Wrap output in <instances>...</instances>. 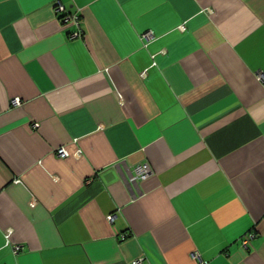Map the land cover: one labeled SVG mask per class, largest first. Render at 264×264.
Masks as SVG:
<instances>
[{
    "label": "crops",
    "instance_id": "crops-1",
    "mask_svg": "<svg viewBox=\"0 0 264 264\" xmlns=\"http://www.w3.org/2000/svg\"><path fill=\"white\" fill-rule=\"evenodd\" d=\"M136 260L264 264V0H0V264Z\"/></svg>",
    "mask_w": 264,
    "mask_h": 264
},
{
    "label": "built area",
    "instance_id": "built-area-1",
    "mask_svg": "<svg viewBox=\"0 0 264 264\" xmlns=\"http://www.w3.org/2000/svg\"><path fill=\"white\" fill-rule=\"evenodd\" d=\"M54 10H55L56 14L59 16L60 24L63 27L74 26V30L72 32H70V35H69V37L71 39L78 38V37H80L82 35L81 19H80V15L79 14L70 13V12L66 11L64 5L60 1H56ZM150 36H151L150 32H145L142 35V38L147 40ZM260 78H262L261 75H260ZM13 103L15 105H18L19 104V100L18 99H14ZM55 153H56V155L58 157H66V156H68L67 151L64 148H62V147L57 148L55 150ZM78 154H79V152H78ZM134 171H135V174L130 176V181L144 180L150 174V167H149V165L147 163H141V164H138L137 166H135ZM108 219L111 221L113 219V216L109 215ZM250 237L251 236L248 235L242 241V243L246 244L247 240ZM9 243H10L9 242V232H6V244H9ZM21 249H22V247L20 245H14L13 248H12L14 253L19 252ZM192 256L194 258H198V256H196V254H193ZM133 264H141V260H136V261L133 262Z\"/></svg>",
    "mask_w": 264,
    "mask_h": 264
}]
</instances>
